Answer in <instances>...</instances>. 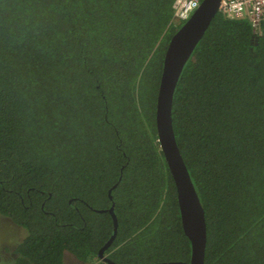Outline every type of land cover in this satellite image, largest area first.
Segmentation results:
<instances>
[{
    "label": "trees",
    "instance_id": "obj_1",
    "mask_svg": "<svg viewBox=\"0 0 264 264\" xmlns=\"http://www.w3.org/2000/svg\"><path fill=\"white\" fill-rule=\"evenodd\" d=\"M175 2L0 0V216L27 231L14 264H107L113 205L111 261L190 262L156 123ZM173 123L206 212L205 264H264V32L219 12Z\"/></svg>",
    "mask_w": 264,
    "mask_h": 264
},
{
    "label": "water",
    "instance_id": "obj_2",
    "mask_svg": "<svg viewBox=\"0 0 264 264\" xmlns=\"http://www.w3.org/2000/svg\"><path fill=\"white\" fill-rule=\"evenodd\" d=\"M221 1H201L197 11L172 37L164 59L156 123L161 150L177 189L182 226L185 235L191 242L192 255L189 263L162 262L157 264H205L206 262L208 243L206 212L177 143L173 123V106L175 92L184 68L218 15ZM110 197L112 198V196ZM109 213L114 221V235L100 250L99 259L107 264H116L105 255L106 251L114 244L119 228L114 205Z\"/></svg>",
    "mask_w": 264,
    "mask_h": 264
},
{
    "label": "built area",
    "instance_id": "obj_3",
    "mask_svg": "<svg viewBox=\"0 0 264 264\" xmlns=\"http://www.w3.org/2000/svg\"><path fill=\"white\" fill-rule=\"evenodd\" d=\"M199 0H176L174 18L186 23L200 7ZM219 12L230 20H247L256 35L264 32V0H222Z\"/></svg>",
    "mask_w": 264,
    "mask_h": 264
},
{
    "label": "rangeland",
    "instance_id": "obj_4",
    "mask_svg": "<svg viewBox=\"0 0 264 264\" xmlns=\"http://www.w3.org/2000/svg\"><path fill=\"white\" fill-rule=\"evenodd\" d=\"M185 24V23H184ZM183 24V25H184ZM27 236L24 228L16 226L11 220L0 216V264H14L17 245ZM63 264H86L73 255L65 254ZM88 264H96L88 263Z\"/></svg>",
    "mask_w": 264,
    "mask_h": 264
}]
</instances>
